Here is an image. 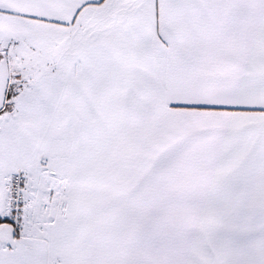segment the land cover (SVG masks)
Masks as SVG:
<instances>
[{
	"label": "snow or ice",
	"instance_id": "6c2138e0",
	"mask_svg": "<svg viewBox=\"0 0 264 264\" xmlns=\"http://www.w3.org/2000/svg\"><path fill=\"white\" fill-rule=\"evenodd\" d=\"M0 264H264V0H0Z\"/></svg>",
	"mask_w": 264,
	"mask_h": 264
}]
</instances>
